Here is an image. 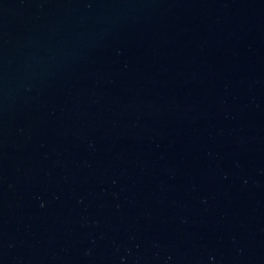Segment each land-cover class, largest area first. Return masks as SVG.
<instances>
[{
  "label": "water",
  "instance_id": "95a60500",
  "mask_svg": "<svg viewBox=\"0 0 264 264\" xmlns=\"http://www.w3.org/2000/svg\"><path fill=\"white\" fill-rule=\"evenodd\" d=\"M0 264H264V0H0Z\"/></svg>",
  "mask_w": 264,
  "mask_h": 264
}]
</instances>
